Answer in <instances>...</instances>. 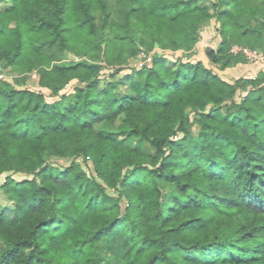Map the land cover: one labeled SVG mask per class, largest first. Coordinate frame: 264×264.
<instances>
[{
	"label": "trees",
	"instance_id": "1",
	"mask_svg": "<svg viewBox=\"0 0 264 264\" xmlns=\"http://www.w3.org/2000/svg\"><path fill=\"white\" fill-rule=\"evenodd\" d=\"M112 1L124 20H105ZM199 1L0 0V64L23 79L0 87V264H264V76L216 72L248 65L236 45L264 53V26L235 23L255 17L251 0H214L211 15ZM212 19L208 65H126L183 50ZM37 43L80 60L53 63ZM108 239L119 262L103 259Z\"/></svg>",
	"mask_w": 264,
	"mask_h": 264
},
{
	"label": "rangeland",
	"instance_id": "2",
	"mask_svg": "<svg viewBox=\"0 0 264 264\" xmlns=\"http://www.w3.org/2000/svg\"><path fill=\"white\" fill-rule=\"evenodd\" d=\"M216 2V1H215ZM251 3L253 6L257 7V13L255 17H244V18H237L235 20V23H237L240 27L242 28H253L256 25L258 26H264V0L261 1H256V0H251ZM214 0H200L198 2V5L200 7H203L204 5H207L205 9H209L207 12L209 15L213 13V11L216 9L214 7ZM125 6H121L115 1L111 2L110 6V12L106 16L105 20L110 21L111 23L119 22L124 20L125 18ZM104 19V16L102 12H98L96 14V22L97 24H101L102 20ZM204 36V37H203ZM207 37V38H206ZM209 37V38H208ZM209 39V40H208ZM220 42V37L217 32V23L214 19L211 20V22L201 31V36L197 38L195 42H189L184 45L182 48L183 50H180L178 52H167V53H162L160 50H155L152 53H148L146 51L141 52L137 57L131 58L127 61L126 65L128 67H134L137 69H141L144 66H149L152 62L153 56L155 53L159 54H166V57H168L171 61L176 60L178 57L184 58L185 60H190L192 62H197V60L200 58L205 61V64L208 65L207 60H206V55H205V49L207 47H216L218 43ZM202 49L201 53H198L199 46ZM36 47L38 51L49 57L50 60L53 63H62V62H69V61H78L80 58L76 57L74 54L71 52H63L62 49L60 48L59 44H49L47 46H40V44H36ZM239 47V46H234L232 47ZM248 50V49H247ZM250 51V50H248ZM254 56L248 57L246 56L247 63L248 65L245 64H237L234 67L228 68L224 71H219L216 70V72L223 77L227 81H234L235 79H238L240 77L243 78H252L259 76V73L264 76V53L261 51H254L252 52ZM251 67L248 69H245L244 67ZM112 72V69L106 65L105 62H102V70H101V77L107 78L110 73ZM130 70H127L126 72H122L121 76H123L125 73H129ZM17 80H23L20 75L14 71L13 68H3L2 65L0 64V87L4 85V83L8 82L13 85H15L18 89L20 88L17 85ZM77 85L76 81L71 82L63 91L62 93H73L74 92V87ZM24 86H28L32 89L37 88V80H36V75L32 74L30 76ZM42 91L45 93L47 96V101L50 103H53L55 101H58V98H51L49 97V91L46 89H42ZM220 119H222V116H218ZM99 129L105 133H116L117 131V124L111 125V126H105V127H99ZM214 129L217 130V132H221L226 136H233L235 134L234 129L230 125H222L220 123L214 124ZM215 143L217 145H222L223 141L222 140H215ZM132 145L133 146H138V142L136 140H132ZM69 161L67 160H57L55 161V167H65L68 164ZM91 166V164L89 163ZM15 178H19V175H14ZM4 178V175L0 176V182H2ZM0 204L5 205V201L1 198L0 196ZM113 245L116 247L119 246V240L117 239L115 244L111 240H107L106 242H102L101 246L103 247L102 250V256L105 262H108L112 260L113 262H119L120 259L123 257V253L119 251H111L109 248H114ZM3 248V244L0 241V251Z\"/></svg>",
	"mask_w": 264,
	"mask_h": 264
},
{
	"label": "built area",
	"instance_id": "3",
	"mask_svg": "<svg viewBox=\"0 0 264 264\" xmlns=\"http://www.w3.org/2000/svg\"><path fill=\"white\" fill-rule=\"evenodd\" d=\"M241 51L243 53H245V55L248 56V57L254 56L253 53H252V51H248L247 49H243L241 47H235V48L232 49V52L235 53V54H237V53H239Z\"/></svg>",
	"mask_w": 264,
	"mask_h": 264
},
{
	"label": "crops",
	"instance_id": "4",
	"mask_svg": "<svg viewBox=\"0 0 264 264\" xmlns=\"http://www.w3.org/2000/svg\"><path fill=\"white\" fill-rule=\"evenodd\" d=\"M204 37V36H203ZM207 38V37H206ZM209 38V37H208ZM209 40V39H208ZM200 47H202V45L201 46H199V49H198V53L200 54L201 53V51H202V49L200 48ZM252 67V66H251ZM251 67H248V68H251Z\"/></svg>",
	"mask_w": 264,
	"mask_h": 264
}]
</instances>
